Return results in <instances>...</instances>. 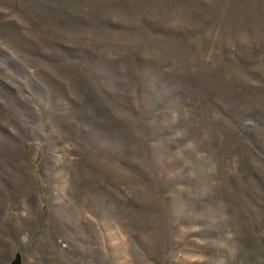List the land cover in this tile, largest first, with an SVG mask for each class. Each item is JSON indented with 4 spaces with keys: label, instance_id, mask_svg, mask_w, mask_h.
Masks as SVG:
<instances>
[{
    "label": "rangeland",
    "instance_id": "rangeland-1",
    "mask_svg": "<svg viewBox=\"0 0 264 264\" xmlns=\"http://www.w3.org/2000/svg\"><path fill=\"white\" fill-rule=\"evenodd\" d=\"M0 264H264V0H0Z\"/></svg>",
    "mask_w": 264,
    "mask_h": 264
}]
</instances>
